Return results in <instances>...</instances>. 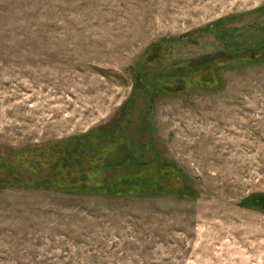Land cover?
Instances as JSON below:
<instances>
[{
  "label": "rangeland",
  "instance_id": "rangeland-1",
  "mask_svg": "<svg viewBox=\"0 0 264 264\" xmlns=\"http://www.w3.org/2000/svg\"><path fill=\"white\" fill-rule=\"evenodd\" d=\"M0 264H264V0H0Z\"/></svg>",
  "mask_w": 264,
  "mask_h": 264
}]
</instances>
